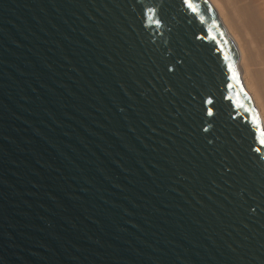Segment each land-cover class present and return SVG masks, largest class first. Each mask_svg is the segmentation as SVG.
I'll use <instances>...</instances> for the list:
<instances>
[{
	"label": "water",
	"instance_id": "water-1",
	"mask_svg": "<svg viewBox=\"0 0 264 264\" xmlns=\"http://www.w3.org/2000/svg\"><path fill=\"white\" fill-rule=\"evenodd\" d=\"M189 3L0 0V264H264L263 123Z\"/></svg>",
	"mask_w": 264,
	"mask_h": 264
},
{
	"label": "bare ground",
	"instance_id": "bare-ground-1",
	"mask_svg": "<svg viewBox=\"0 0 264 264\" xmlns=\"http://www.w3.org/2000/svg\"><path fill=\"white\" fill-rule=\"evenodd\" d=\"M239 58L237 67L264 127V0H209Z\"/></svg>",
	"mask_w": 264,
	"mask_h": 264
},
{
	"label": "snow or ice",
	"instance_id": "snow-or-ice-1",
	"mask_svg": "<svg viewBox=\"0 0 264 264\" xmlns=\"http://www.w3.org/2000/svg\"><path fill=\"white\" fill-rule=\"evenodd\" d=\"M185 3L189 6V7H191L192 5L189 3V0H185ZM147 12L149 13V14H152L153 12H154V9H152V8H149V9H147ZM156 23L157 24H159V21H156ZM206 103H209V104H211V103H213L212 101H206ZM208 115H214V112H213V110L211 109V108H209L208 110ZM261 143L262 144H264V140H261Z\"/></svg>",
	"mask_w": 264,
	"mask_h": 264
}]
</instances>
